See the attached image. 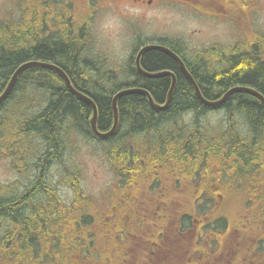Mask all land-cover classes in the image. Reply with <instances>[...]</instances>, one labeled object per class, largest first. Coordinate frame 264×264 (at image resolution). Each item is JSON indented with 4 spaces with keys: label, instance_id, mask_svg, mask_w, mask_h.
Returning <instances> with one entry per match:
<instances>
[{
    "label": "trees",
    "instance_id": "16d2710c",
    "mask_svg": "<svg viewBox=\"0 0 264 264\" xmlns=\"http://www.w3.org/2000/svg\"><path fill=\"white\" fill-rule=\"evenodd\" d=\"M34 18L35 21L31 23L29 17L0 18V94L22 63L38 60L61 68L65 67L61 63H69L75 76L87 78V82L82 85L72 78L71 80L76 88L94 99L98 108L100 130H108L112 126V99L121 89L145 88L157 102L163 103L166 100L172 84L170 75L146 77L135 70V76L129 83L100 84L109 79V71L101 70L95 61L82 59V53L65 43L60 46L56 36L50 35L42 39L38 36L29 37L35 35L29 33L33 28L39 29V17ZM258 37L257 42L253 43L255 53L250 50L248 54L238 52L234 56L223 55L222 68H216L211 60L205 64L203 73H199L198 61L189 60L188 55L177 54L183 58L207 99L220 98L228 89L238 84L254 87L264 94V41H259L261 36ZM238 46L246 49L247 46H252L251 40L242 41ZM133 59L134 56L130 61L134 65ZM142 64L148 71L168 69L175 73L176 85L172 102L168 108L156 110L142 93L121 96L118 99L119 127L115 134L107 138L97 137L93 133L89 123L92 107L75 96L55 70L41 66H29L23 70L7 99L0 103V118L13 119L16 124L13 128L6 120L0 119V131L7 129L6 133L0 135V148L6 153H14L13 144L17 140L21 143L24 138H28L42 144L44 151L33 162L34 177L29 184H24L21 197L10 198L8 190H13L14 187L0 184L1 218L16 222L26 219L30 230L38 232L40 211H44L42 215H45L48 241L64 238L69 240V244H74V236H71V229L67 227H70L71 205L75 204L80 252L83 253L88 247V242L81 239L90 240L93 236L95 242L88 251L89 254H93V257L96 256L95 253L100 254L97 255L100 256L96 259L97 264H111L107 257L101 260V256L114 252L118 245L107 251L106 246L102 247L98 242L104 238V224L111 221L115 210L112 209L108 215L100 214L98 206L103 204L84 191L80 166L65 161L64 154L70 137L76 136L87 141L96 140L108 151L112 170L118 179L110 190H155L161 181L170 180L160 186V189L166 185L173 189L170 200L174 205V234L182 237L191 231L197 233L200 230L201 225L198 224L202 222V216L199 214H207L210 207H217L220 203V198L212 190L220 189L221 186L223 189H231V178L236 176V173H229L232 169L229 166L231 159L237 158L239 162L243 160L239 164L242 166L250 156L246 151L251 141L238 127V117L243 122L246 121L251 133L255 134L258 128L259 137L264 138V104L248 93L234 92L222 106L210 107L198 98L193 85L171 55L150 49L142 57ZM127 73L126 78L129 77V71ZM221 108L225 112L226 125L222 130L210 133L204 127L203 118ZM188 116L189 121L186 120ZM262 151V142L256 140L252 145L251 156L260 161L264 159ZM20 163V171L25 168L27 172L30 160L21 159ZM58 163L61 164L58 184L73 192L70 203L61 198L59 187L49 182L51 168ZM17 183L18 181L14 186ZM206 190L211 191L202 195ZM117 199L116 197L115 200ZM160 200L166 199L160 197ZM26 207L31 208L27 209L30 211L29 218L24 217ZM212 210L215 211V208ZM260 215L262 216V211ZM91 224L95 228L89 230L88 226ZM133 227L134 225L131 229ZM2 229H8V224L2 223L0 231ZM116 230L118 233L121 231L118 225ZM32 232L24 231V234L32 237ZM40 234L45 236V232L44 235L42 231ZM0 238H9L8 232ZM35 247L37 245L32 244L24 250L16 246V250L30 260L36 252L33 251ZM129 248L128 245V252ZM0 254L8 257L7 246ZM7 257L0 264L10 263ZM93 257L79 261L78 264H90L91 260L94 262Z\"/></svg>",
    "mask_w": 264,
    "mask_h": 264
},
{
    "label": "flooded vegetation",
    "instance_id": "af4514ba",
    "mask_svg": "<svg viewBox=\"0 0 264 264\" xmlns=\"http://www.w3.org/2000/svg\"><path fill=\"white\" fill-rule=\"evenodd\" d=\"M11 1L15 6L11 10L15 12L14 14L19 17H31L30 23L35 21L34 17H39L40 34L58 37L60 46L65 43L78 53L93 51L95 55L104 54L98 57L109 71V79L100 84L129 83L133 80L135 70L138 71L134 60V65L123 63L118 66L111 60V56H107L120 53L126 38H129L126 44L136 53L142 46L156 43L180 54L195 57L199 62V73H203L205 64L211 60L214 61L216 68H222L223 55L234 56L238 52L248 54L250 50L255 53L253 43L246 49H241L238 44L240 38L251 36L249 33L253 27L254 12L259 10L264 2V0ZM191 17H196L201 24L189 26L187 19ZM238 29L241 30L240 35ZM221 30L229 31L231 35L229 42L220 44V39L214 37V34ZM245 31L248 35L246 37ZM251 41L254 42L253 38ZM61 64L67 68L63 69L70 78L78 84L87 82L86 77L75 76L69 63ZM128 71L129 77L126 78ZM254 142H249L246 152L250 156L246 158V163L252 167V170H261V174H256L246 189L238 187L223 189L221 186L220 189L212 190L220 198V203L217 207L208 206L210 212L207 214H199L200 217L202 216V222L198 224L201 228L197 233L191 231L182 237L174 234V205L170 200L173 189H169V185L160 189V186L169 183L170 180L161 181L155 190H116L113 194L107 192L99 200L103 204L98 206L99 212L108 215L114 209L115 213L110 222H105L104 238L98 243L102 247L106 246L107 251L113 246L120 247L122 254L111 264H264V159L260 161L256 159V163L253 162L254 158H251V155ZM42 151L44 147H41L38 156ZM27 155L25 152V160ZM253 155L255 156V152ZM29 166L32 169L34 167L31 161ZM24 177L27 180L21 183V189L8 190V194H11L10 198L21 197L24 184H29L34 173L25 174ZM209 191L211 190L203 191L201 194L206 195ZM59 193L66 203L71 202L73 192L70 189L68 192L59 190ZM160 197L166 200H160ZM238 197L245 198L244 205L235 201V209L243 207L245 211L236 217L231 216L227 211L222 212L223 209L232 208V199ZM229 198L232 199L227 200ZM73 205L69 217L70 227L67 229H71L74 244L72 242L69 244V240L64 238L48 241L45 215H42L44 211H40L38 232L30 230L26 219L16 222L0 217V226L2 223L8 224V229L0 231V237L6 232L9 236V238H0V252L6 246L9 252L8 257L0 254V262H4L7 257V261H11L7 264H68V262L78 264L79 261L92 258L93 254H89L88 251L94 245L95 237L92 236L90 240L81 239L83 242H88V247L81 253L78 245L80 238L77 205ZM213 208L215 211L212 210ZM221 208L223 209L220 210ZM24 209L26 210L24 217L29 218L30 211L27 209L31 208ZM35 224L36 222L33 223ZM117 225L121 230L119 233L116 230ZM88 227L92 230L95 225L91 224ZM24 231L32 232L33 236L27 237ZM41 231L42 235L45 232V236H41ZM32 244L37 247L33 248L36 252L32 254L30 260L16 250V246L26 250ZM94 255H96L93 257L96 263V259L100 257L97 255L100 254ZM107 260L109 261L108 258Z\"/></svg>",
    "mask_w": 264,
    "mask_h": 264
},
{
    "label": "rangeland",
    "instance_id": "374dc122",
    "mask_svg": "<svg viewBox=\"0 0 264 264\" xmlns=\"http://www.w3.org/2000/svg\"><path fill=\"white\" fill-rule=\"evenodd\" d=\"M11 3H12L11 0L9 1L0 0V17H3L4 14H9L8 12L15 8V6H12ZM11 13L14 14L15 12L13 11ZM254 15L255 17H253V20L255 22L256 30L260 32L264 31V2L261 8L254 12ZM187 24L189 26H197L200 25L201 22L196 17H191L187 19ZM32 32L29 33L35 35L29 36L31 38L32 37L35 38L36 36H38V38L42 39V37L50 36V35H41L40 29L33 28ZM237 32L238 35L241 34V30L238 29ZM251 34L252 32L249 33V35ZM245 35L248 36L247 33H245ZM215 36L220 39L219 40L220 44L229 42L231 40V35L229 31L227 32L221 30L217 34H214V37ZM204 37H206V35H204ZM128 40L129 38H126L124 40V48L121 50L120 53L107 55L112 57L111 60L114 62L115 65L121 66L129 58L131 54V47H129V45L126 44ZM98 55H103V54H98ZM82 57H83L82 59L95 61L97 63L96 65L100 66L101 70H105V71L107 70V68H105L102 65V61L98 59L99 57L96 56L93 51L82 52ZM189 59H194L197 61L196 58H189ZM82 65H84V63H82ZM129 65H133L132 61H129ZM224 117H225L224 111L214 110L203 118L204 127L205 128L207 127L210 133L217 132L220 128L225 127L226 122ZM0 119L4 121L6 120V118L4 119L0 118ZM189 119L190 116L186 118L187 121H189ZM12 120L8 118L6 122H8L9 124L11 123ZM237 124L238 127L241 128L243 133L247 131L246 130L247 125L245 124V121L243 122L241 118H238ZM15 126L16 124L13 125V128H15ZM6 130L7 129L5 128L1 129L0 135L6 133ZM259 138L264 140L262 136H260ZM26 141H27L26 138H24L23 142L21 143L19 140H17L12 149L14 153L12 152L6 153L0 148V183L11 184L13 181H18L17 185L15 186L12 185V186L14 188L16 187L21 189L22 188L21 183L27 180V178L24 177V175L28 173H33V169L30 166H28L27 172L25 168L24 170L20 171L19 168L22 167L20 160L25 159V152H26L28 154L26 156V160H30L32 164L35 161L36 157L39 155L42 146L37 142L30 141L27 142L26 145L27 147L30 148L27 151L25 150ZM68 143L69 146L66 147L64 154L65 161L69 164L77 163L80 166L83 174L82 185L84 191L87 194L95 197L98 201L101 200V198L104 197V195L115 186V182H117L118 180L115 173L112 170L113 168L109 159L108 151L105 149L103 144L98 143L96 140L87 141L80 137L71 136ZM60 171H61V164L60 163L54 164L50 171L49 182L51 185L53 184L58 186L61 191L68 192L69 189L62 186L61 184H58ZM115 191L116 190H111L109 194H113ZM122 236L124 237V235ZM186 247H188V245ZM119 248L120 247H118L114 252L103 254L101 256V260L107 257L110 262H113L117 258V256L122 254V251ZM90 264H97V263L91 260Z\"/></svg>",
    "mask_w": 264,
    "mask_h": 264
},
{
    "label": "water",
    "instance_id": "95a60500",
    "mask_svg": "<svg viewBox=\"0 0 264 264\" xmlns=\"http://www.w3.org/2000/svg\"><path fill=\"white\" fill-rule=\"evenodd\" d=\"M149 49H160L166 53H168L169 55H171L173 58L176 59V61L179 63L180 68L182 69V71L184 72V74L188 77V79L190 80V82L192 83V85L194 86V89L196 91V94L198 96V98L206 105L211 106V107H217L220 106L222 104H224L229 96L234 93V92H244V93H250V94H254L255 96H257L263 103H264V96L258 92H256L255 90L249 88V87H245V86H234L232 88H230L221 98L218 99H207L206 97H204V95L202 94V91L200 89V87L198 86V84L196 83L195 79L192 77V75L190 74V72L187 70L184 62L182 61V59L174 52L172 51L170 48L168 47H164L161 45H156V44H149L144 46L143 48L140 49V51L138 52L137 56H136V65L138 67V70L145 76L147 77H160L163 75H171L172 76V84L170 87V90L168 92L167 98L163 103H158L156 102V100L154 99V97L152 96V94L150 93V91H148L145 88H140V87H128V88H124L119 90L113 97L112 99V106H113V114H114V121H113V125L112 127L107 130V131H101L98 129L97 127V120H98V109L97 106L94 102V100L88 96L87 94L77 90L71 80L69 79L68 75L66 74V72L59 66L55 65V64H51V63H47V62H42V61H38V60H31V61H27L25 63H22L13 73L9 83L7 84L6 88L4 89V91L0 94V102L3 101L10 93V91L12 90L16 79L18 78L19 74L27 67L29 66H41V67H49L52 68L56 71H58L60 73V75L63 77L65 83L67 84L69 90L76 96L80 97L81 99L85 100L86 102H88L93 109V115L90 118V124L92 127V130L94 131V133L99 136V137H109L111 135H113L116 130L119 127V110H118V99L125 95V94H129V93H134V92H138V93H142L144 95H146V97L148 98V101L150 103V105L156 109V110H164L166 108H168V106L170 105V103L172 102L173 99V94H174V89H175V84H176V78L175 75L172 71L170 70H160V71H147L144 70L141 65H140V58L142 56V54L149 50Z\"/></svg>",
    "mask_w": 264,
    "mask_h": 264
},
{
    "label": "bare ground",
    "instance_id": "6f19581e",
    "mask_svg": "<svg viewBox=\"0 0 264 264\" xmlns=\"http://www.w3.org/2000/svg\"><path fill=\"white\" fill-rule=\"evenodd\" d=\"M189 60H192V59H189ZM47 63H50V62H47ZM51 64H53V63H51ZM56 65V64H55ZM58 66V65H57ZM60 67V66H59ZM175 90V89H174Z\"/></svg>",
    "mask_w": 264,
    "mask_h": 264
}]
</instances>
